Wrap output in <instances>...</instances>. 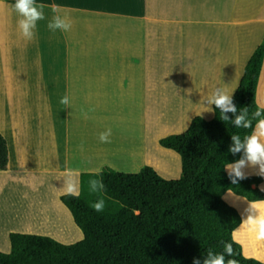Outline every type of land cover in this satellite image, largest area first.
<instances>
[{
    "label": "crops",
    "instance_id": "obj_1",
    "mask_svg": "<svg viewBox=\"0 0 264 264\" xmlns=\"http://www.w3.org/2000/svg\"><path fill=\"white\" fill-rule=\"evenodd\" d=\"M10 1L12 0H0V49H5L6 43L13 39L23 51L28 41L18 33L19 17ZM126 2L131 4L119 7L117 13L129 15V18L122 21L118 16L117 22L108 23L107 29H115L116 33L100 40L95 39V42L91 40L88 45L92 48L99 45L101 49L95 52L102 54H70V71L61 72L59 59V67L56 66V71L48 77L54 79V89L57 91L55 104L61 108L59 116L64 117L59 122L54 120L56 118L52 120L57 125L56 129H53V123L45 124L44 119L40 123L39 120L42 132L33 140L27 141L20 130L23 125L21 118L7 122L3 119L2 111L10 109L23 112L30 108L29 77L26 78V87L24 81L18 82L23 85L16 88V103L8 88L1 89L0 133L5 138L7 161L5 168L0 169V179H4L0 184L4 185L6 177L9 182H18L32 190L20 194L16 191L10 196L0 193L1 251L9 249V231L46 235L64 244L79 240L82 237L81 230L59 196L66 192L68 183L75 184L79 190V173L94 170L93 165L97 160L89 155L90 150L100 153L102 161L111 164L114 161L108 157L106 146L111 145L112 149L122 144L121 148H139L130 145L129 141L116 140L112 134L114 129L124 133L126 137H131L136 132V139L141 138L140 141L145 144L152 138H155L156 143L160 137L182 132L195 115L210 119L213 107L208 106L204 99L216 87L230 95L234 92L249 55L264 34V0ZM84 52L91 53L93 49ZM88 57L103 59L102 65L96 67L93 63L91 66L86 65L84 69H73L75 60L82 58L87 62ZM21 58L24 62L23 55ZM2 74L3 72L0 77ZM17 74L19 79L24 78V72ZM66 79L70 81L67 82ZM64 85H67V89L63 88ZM45 88L44 83L43 102ZM64 96L69 98V105L61 104ZM255 98L259 106L264 107V56ZM18 99L25 100L27 105L21 104L22 107L19 108ZM7 100L12 101L8 104L5 103ZM69 118L74 122H68ZM108 126L111 129L110 143H102L99 135L109 129ZM153 127L161 128L159 134L153 133ZM47 128L50 129L49 132ZM78 128H83L84 131ZM84 136L90 144L84 142L83 145H78ZM156 145L161 153L166 151V158L161 155L162 166H159L158 161V164L151 165L152 168L166 179L178 178L181 172L178 154L160 146L158 142ZM73 157L76 162H73ZM115 165L129 166L119 163ZM245 173L256 174V169L246 168ZM58 186L60 190L55 192V187ZM259 187H264V177ZM51 192L53 193L50 195ZM37 194L42 199L49 195L50 202L42 204L39 200L37 204H34L35 201L32 203L30 198ZM223 198L240 211L241 222L234 229L236 231L243 222V211L238 205L241 206L244 201L249 204L258 201L248 200L231 191H226ZM57 205L60 208L66 207L69 211V224L64 229L52 227L56 214L54 206ZM39 210L43 213L39 214ZM33 213L38 214L31 216ZM30 216L38 218L37 223L29 225ZM235 240L240 243L241 252L245 256L264 261V249L258 250L250 238L235 236ZM242 244L247 253L243 251Z\"/></svg>",
    "mask_w": 264,
    "mask_h": 264
},
{
    "label": "trees",
    "instance_id": "obj_2",
    "mask_svg": "<svg viewBox=\"0 0 264 264\" xmlns=\"http://www.w3.org/2000/svg\"><path fill=\"white\" fill-rule=\"evenodd\" d=\"M263 56L264 34L232 93L238 111L247 107L249 115L259 106L255 92ZM212 107L210 119L195 115L182 132L157 140L178 154V178L166 179L150 165L135 171L109 166L96 172L82 171L79 197L59 196L82 237L64 244L46 235L9 231V249L0 250V264H192L194 258L202 261L209 250L222 252V242L232 243L231 258L237 264H262L245 256L240 243L233 242L232 231L241 222V214L223 198L231 191L248 200H264L260 175L246 174L233 184L224 167L242 155L229 152L231 135L243 139L252 129L221 121L219 108ZM228 115L231 119L232 114ZM6 161V142L0 133V169ZM93 178L102 179V192H89L88 181ZM99 199L104 201L102 212L90 207ZM248 209L250 204L244 201L243 221ZM242 223L243 237L249 238Z\"/></svg>",
    "mask_w": 264,
    "mask_h": 264
},
{
    "label": "rangeland",
    "instance_id": "obj_3",
    "mask_svg": "<svg viewBox=\"0 0 264 264\" xmlns=\"http://www.w3.org/2000/svg\"><path fill=\"white\" fill-rule=\"evenodd\" d=\"M14 1V2H13ZM36 4H44L45 8L43 9L44 12V19L37 21L36 27L33 30L35 35L34 38L31 41H28V45L26 47H23V51L21 46H17L16 43L7 42L5 49H0V73L3 72L2 76L0 77V91L1 89L8 88V91L12 92L11 97H13V102L16 103V88L17 86L20 87L18 82H23L26 87L27 77H29L28 82L30 81V84L28 85L29 90V104L30 108L28 110H24L23 112H19V110H10V109H4L2 111L3 119L8 121L18 120L21 118V121L23 125H21L20 130L23 131V133L26 136L27 141L33 140L37 134H40L42 132V126L39 124L38 121L41 120L40 123H42V120H45V124L53 123V119L56 122L60 121V118L64 120V117L59 116V112L61 111V108L59 105L55 104V98L57 97V91H55L54 86V79L48 78L53 75V72L56 71L59 67V59H61L60 63V70L61 72H68L70 71V62H71V55L76 53L88 55V56H98V54L102 53H96L95 51H99L101 47L99 45L90 47L92 42L91 40L95 39H103L105 37H109L112 34L116 33L115 29H107L108 23H115L118 20V16L121 17V20H126L129 18V15H118L117 11L119 7H125L127 5H130V2H126V0H35ZM11 5L15 3V0L10 1ZM59 5L64 12H67L69 18L72 20V28L69 32H62L60 30L52 31L48 28L49 21L52 20L55 13L51 11V5ZM64 12H61L60 15H63ZM116 36V35H115ZM93 49V52L85 53L84 51ZM23 55L24 62L21 56ZM28 62H27V58ZM86 57H83L85 59ZM77 59L75 60L73 69L76 68H82L87 66H91L93 63L94 65L101 66L103 59L101 58H87L86 60ZM24 72L23 79H19L17 73ZM42 76H46V79H43ZM12 77V78H11ZM66 78H69L68 75H66ZM66 81H70L66 79ZM45 83V102H43V85ZM40 87V92H39ZM64 89H67V85L63 86ZM15 89V90H14ZM26 90V89H25ZM4 91V90H3ZM14 91V94H13ZM3 100V99H2ZM5 101V103H11V101ZM19 100V99H18ZM4 101V100H3ZM26 106L25 100H19L18 101V107H22V105ZM16 106V105H15ZM17 107V106H16ZM102 109V107L100 106ZM64 111L65 107H63ZM43 112V116H42ZM21 114V115H19ZM40 114V115H38ZM20 116V117H19ZM74 120L72 118L68 119V122H71ZM57 125L56 123H53V129H56ZM115 127V126H113ZM107 128V126L105 127ZM109 128V126H108ZM116 128V127H115ZM79 130L84 131L83 128H78ZM48 132L50 131L49 128L46 129ZM113 136L116 138V140L119 141H129L131 143L130 145H134L139 147L136 149V147H132L131 149L128 148H121L120 146H115L110 149L111 145L106 146L107 151L109 153V156L106 155V157H110L113 159L114 162H111V164L108 161H102V156L100 153L93 152L90 150L91 156H94V159H96V164L93 165L94 170L91 172H96L103 166H109L111 168H115L117 170H123V171H135L139 169L142 165H155L158 161H160V165L162 166V157L164 156V151L161 153L160 149L157 147L155 143V138L149 139L148 143L146 144L143 141H140V139L136 135L137 133L134 132L131 134V137H126L124 133H121L119 130L114 129ZM13 131V130H11ZM161 131L160 127H153V133L157 132L156 134H159ZM4 132H5V126H4ZM124 132V131H123ZM78 133V130H77ZM141 133V132H140ZM7 134V132H6ZM81 134V133H80ZM78 134V136L80 135ZM142 137V134L140 135ZM139 139V140H138ZM12 139H10V142ZM84 142L87 144H90L88 138L86 136L82 137V140L78 145H83ZM146 145V149H145ZM117 149V150H116ZM151 149V151H149ZM84 152V150H81ZM85 153V152H84ZM79 154V153H78ZM166 158V157H165ZM171 158V157H170ZM70 160L71 157H70ZM73 162H76L75 158L73 157ZM115 163H119L120 165H129L128 167H117ZM158 164V163H157ZM151 166V167H152ZM158 166V167H159ZM163 177V176H162ZM262 177V176H261ZM5 178L4 185L0 184V193L2 195H11L17 191V193H23L30 191L31 189L27 188L25 185H21L18 182H9V179ZM168 179V178H167ZM173 179V178H169ZM63 180V178H61ZM4 181L2 178L0 179V182ZM63 182V181H62ZM64 183V182H63ZM61 184L64 186V184ZM66 185V184H65ZM61 186V188H63ZM67 187V185H66ZM52 191V189H50ZM59 186L55 187V192L59 191ZM32 191V190H31ZM53 192L50 193V195ZM7 199V197H5ZM51 198L49 195L45 196V199L41 198V195L38 194L35 195L32 199V203L37 204L39 200L42 204H48ZM226 202H228L226 200ZM229 203V202H228ZM231 205V204H230ZM46 206V205H45ZM233 206V205H232ZM242 211L244 208V203L240 206L238 205ZM50 208L52 206H49ZM234 208L236 206H233ZM237 208V207H236ZM55 209V219L53 220L52 227H58V229L62 228L64 229L69 224V211L67 208H60L59 205L54 206ZM62 209V210H61ZM68 212H67V211ZM238 210V209H237ZM40 213H43L41 210H39ZM239 211V210H238ZM36 213V214H38ZM64 213V214H63ZM240 213V211H239ZM35 213L31 214V216L36 215ZM65 215V216H64ZM29 217L30 224L37 223L38 218ZM34 225V224H33ZM64 231V230H62ZM243 231L242 229L238 228V230L234 231V236H238L239 238L243 237ZM250 238V237H249ZM251 239V238H250ZM252 242V241H251ZM251 242H249L251 244ZM244 252L247 253L245 250Z\"/></svg>",
    "mask_w": 264,
    "mask_h": 264
},
{
    "label": "clouds",
    "instance_id": "obj_4",
    "mask_svg": "<svg viewBox=\"0 0 264 264\" xmlns=\"http://www.w3.org/2000/svg\"><path fill=\"white\" fill-rule=\"evenodd\" d=\"M13 10L18 14L17 29L19 35L25 41H31L34 38V29L37 21L43 20L45 8L44 4L37 5L35 0H15L12 5ZM51 11L55 13L52 20L48 23V28L52 31L60 30L69 32L72 28V20L67 12L59 5H51ZM64 12L63 15H60ZM208 106L215 105L220 110L219 119L223 122H231L237 128L252 129L250 135H246L243 139L237 134L231 135L232 144L229 146V152L233 155L241 153L239 159L225 164V170L233 184L239 180L246 178L245 169H256V174L264 177V107H257L255 111L249 115L247 107L238 111L237 106L233 102L232 94H228L223 89L214 88L204 99ZM61 104L69 105V98L64 96L61 98ZM228 113L232 114L230 119ZM255 121V125H253ZM111 129L100 133L99 139L102 143H110ZM105 185L102 179H90L88 181V189L90 193L102 192ZM264 190V187H262ZM66 195L79 197L80 193L75 184L68 183L66 187ZM94 211L102 212L104 210L103 199L96 200L90 204ZM250 208L253 214L247 216L243 221L241 228L251 238L253 244L259 249H264V200L251 202ZM235 231V230H234ZM233 242H238L233 236ZM223 251L214 252L209 250L203 260L194 258L192 264H237L234 255L232 243L222 242ZM229 257L228 259H226ZM264 264V261H262Z\"/></svg>",
    "mask_w": 264,
    "mask_h": 264
},
{
    "label": "bare ground",
    "instance_id": "obj_5",
    "mask_svg": "<svg viewBox=\"0 0 264 264\" xmlns=\"http://www.w3.org/2000/svg\"><path fill=\"white\" fill-rule=\"evenodd\" d=\"M250 214H252V210H251V208L246 212V217H247L248 215H250Z\"/></svg>",
    "mask_w": 264,
    "mask_h": 264
}]
</instances>
